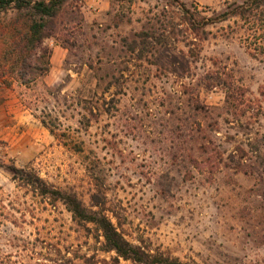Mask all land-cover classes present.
Returning a JSON list of instances; mask_svg holds the SVG:
<instances>
[{
	"label": "rangeland",
	"instance_id": "374dc122",
	"mask_svg": "<svg viewBox=\"0 0 264 264\" xmlns=\"http://www.w3.org/2000/svg\"><path fill=\"white\" fill-rule=\"evenodd\" d=\"M245 1L68 0L43 76L4 63L0 264H142L15 168L147 255L264 264V28L217 19ZM29 14L0 12V57Z\"/></svg>",
	"mask_w": 264,
	"mask_h": 264
},
{
	"label": "trees",
	"instance_id": "16d2710c",
	"mask_svg": "<svg viewBox=\"0 0 264 264\" xmlns=\"http://www.w3.org/2000/svg\"><path fill=\"white\" fill-rule=\"evenodd\" d=\"M67 1L0 0V12L14 10L31 13L29 14L26 33L19 40L10 44L9 48L0 57L2 59V66H0V70L3 69L2 75L5 74L6 70L3 65L6 63L9 65L10 70L18 69L20 80L25 85H30L32 81L28 80V76L33 75V79H36V77L43 76L49 70L50 63L45 58L49 57L50 52L48 49L43 48V39L49 21L59 16L62 6ZM234 17L242 20L255 18L264 28V0H247L240 5H230L217 19L226 21ZM189 22L193 29H198L193 19H189ZM12 171L16 179L18 178L32 186L41 195L62 200L76 220L95 223L102 230L107 247L116 251L124 259L142 264H181L178 261L145 254L141 248L128 243L105 215L88 213L77 199L66 196L59 191L50 190L41 178L32 173L23 175L24 172L16 168Z\"/></svg>",
	"mask_w": 264,
	"mask_h": 264
}]
</instances>
